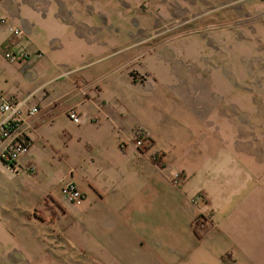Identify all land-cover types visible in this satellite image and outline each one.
Segmentation results:
<instances>
[{"label": "crops", "instance_id": "obj_1", "mask_svg": "<svg viewBox=\"0 0 264 264\" xmlns=\"http://www.w3.org/2000/svg\"><path fill=\"white\" fill-rule=\"evenodd\" d=\"M103 1L0 0V20L7 18L6 23L0 21V46L11 37L9 27L16 25L25 30L22 44L29 52L26 61L12 62L0 48V90L19 103L30 139L17 166L0 159V264H23V259L26 264L39 262V248L26 244L54 229L49 223L54 215L41 217L35 211L40 205L69 203L62 194L68 181L84 192L82 205L102 206L93 215L102 235L115 234L116 228L125 226L136 232L143 229L139 231L143 239L146 234L161 238V219L127 212L135 203L132 186L119 185L116 175L119 168L146 155L133 143L120 147L121 142L134 139L136 129L152 140L168 136L165 130L151 127L166 116L167 90L138 81L144 76L159 78L146 63L155 52L151 46L166 39L150 33L171 22L196 32L226 29L237 11L257 15L263 7L260 0H128L126 6L118 0ZM201 89L178 88V95L171 97L176 107L169 111L179 124L193 126L192 132L181 133L182 146L191 143V148L175 154L179 157L175 167L191 174L195 189H209L213 168L226 163L228 156L231 161V156L214 147L211 131L201 133L216 119L209 111L213 107L193 95ZM32 107L39 111L28 116ZM72 109L80 114V123L70 118ZM4 117L0 110V121ZM150 162L147 156V167ZM238 162L236 167L251 173L245 179L247 172L236 169V179L216 183L208 206L219 225L203 239V250L192 247L197 254L205 250L213 254L212 264H264V185L252 180L256 175L252 166ZM107 214L114 220L106 221ZM65 220L63 227H71V219ZM128 248L120 246L119 253L124 257L126 249L133 258L127 260L129 264L150 263V257L139 254L136 246H131L133 254ZM151 253L157 257L156 264L164 263L160 251Z\"/></svg>", "mask_w": 264, "mask_h": 264}, {"label": "rangeland", "instance_id": "obj_2", "mask_svg": "<svg viewBox=\"0 0 264 264\" xmlns=\"http://www.w3.org/2000/svg\"><path fill=\"white\" fill-rule=\"evenodd\" d=\"M118 1L122 6L128 4V0ZM260 1L262 13L244 15L237 11L236 19L226 29L196 32L171 22L150 33V36L166 39L151 46V49L155 47V52L146 63L159 78L144 76L138 81L167 90L166 116L151 127L165 130L168 136L162 141L152 140L136 129L134 139L121 142L120 147L126 148L127 144L133 143L134 148L146 155L139 156L128 167L119 168L116 175L119 185L124 182L125 186H132L130 191L135 203L133 210L127 212L135 217L146 215L152 220L161 219L162 237L146 234L143 239L139 236L143 229L136 232L135 228L125 226L116 228L115 234L102 235L95 227L93 216L101 205L89 207L71 202L40 205L35 212L41 217L48 213L54 215V220L49 221L54 224V229L47 235L30 238V243L26 244L33 249L39 248L37 264H129L127 260L133 258L128 257L126 249L125 252L121 249L124 253L121 257L119 248L122 245L130 246L131 254V246H136L139 254L150 257L149 264L157 263L153 251L162 253L163 264H212L213 254L207 250L197 254L192 249L203 250V239L219 225L215 211L208 206L211 193L216 190L214 186L236 179V169L243 174L246 171L244 177L248 178L251 172L248 168L236 167L238 161L244 166H252L256 174L252 180L264 185V1ZM182 86H201L203 92L193 95L213 107L209 111L216 117L215 123L204 126L201 133L205 136L211 131L216 142L214 147L225 149L224 154L231 156V161L228 156L226 163L224 160L215 165L210 174L214 178L210 179L212 186L209 189H195L191 174L175 167L178 157L175 154L183 147L187 151L191 148V143L182 146L181 133L192 132L193 128L190 124H179L169 111L176 107L171 97L178 95L177 90ZM139 137L144 139L140 146L136 145ZM147 156L151 158L150 167L146 165ZM178 175L181 185L172 181ZM119 206L122 205H115ZM121 211L125 213L123 209ZM63 213L69 214L71 227H63L67 224ZM105 218L109 222L114 220L111 214ZM170 252H176V255ZM22 263L26 264L24 259Z\"/></svg>", "mask_w": 264, "mask_h": 264}, {"label": "built area", "instance_id": "obj_3", "mask_svg": "<svg viewBox=\"0 0 264 264\" xmlns=\"http://www.w3.org/2000/svg\"><path fill=\"white\" fill-rule=\"evenodd\" d=\"M0 21L6 23L7 18L3 17ZM9 31L11 37L0 46L1 50L4 52L5 57L12 62L26 61L29 52L22 44L25 30L19 26L12 25L9 27ZM0 110L5 114L3 120L0 121V159L10 165L17 166L20 157L28 151L30 145V139L24 125V116L16 99L10 97L2 90H0ZM38 111V107H32L28 110L27 115H33ZM69 116L74 122H81V116L76 110H70ZM142 144H144V139L139 137L136 145L140 146ZM172 181L176 185H181L179 175ZM62 194L66 200L75 205H82L86 198L84 192L72 181L64 183Z\"/></svg>", "mask_w": 264, "mask_h": 264}]
</instances>
